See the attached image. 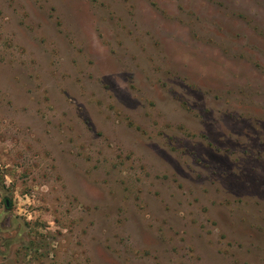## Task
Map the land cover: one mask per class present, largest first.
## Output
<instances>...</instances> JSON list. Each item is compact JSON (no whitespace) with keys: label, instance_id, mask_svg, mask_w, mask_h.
<instances>
[{"label":"rangeland","instance_id":"obj_1","mask_svg":"<svg viewBox=\"0 0 264 264\" xmlns=\"http://www.w3.org/2000/svg\"><path fill=\"white\" fill-rule=\"evenodd\" d=\"M0 264H264V0H0Z\"/></svg>","mask_w":264,"mask_h":264},{"label":"flooded vegetation","instance_id":"obj_2","mask_svg":"<svg viewBox=\"0 0 264 264\" xmlns=\"http://www.w3.org/2000/svg\"><path fill=\"white\" fill-rule=\"evenodd\" d=\"M6 204L9 205V201L8 200H6Z\"/></svg>","mask_w":264,"mask_h":264}]
</instances>
